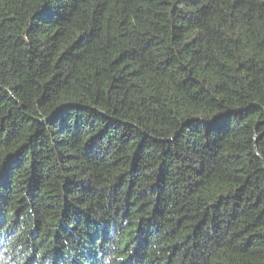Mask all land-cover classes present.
I'll return each mask as SVG.
<instances>
[{"label":"trees","instance_id":"16d2710c","mask_svg":"<svg viewBox=\"0 0 264 264\" xmlns=\"http://www.w3.org/2000/svg\"><path fill=\"white\" fill-rule=\"evenodd\" d=\"M0 264H264V0H0Z\"/></svg>","mask_w":264,"mask_h":264}]
</instances>
